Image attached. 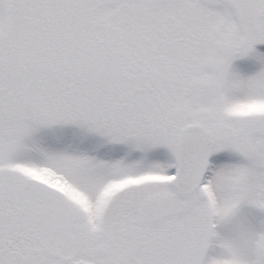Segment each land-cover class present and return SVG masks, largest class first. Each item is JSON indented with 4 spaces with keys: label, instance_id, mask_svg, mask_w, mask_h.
<instances>
[{
    "label": "snow or ice",
    "instance_id": "obj_1",
    "mask_svg": "<svg viewBox=\"0 0 264 264\" xmlns=\"http://www.w3.org/2000/svg\"><path fill=\"white\" fill-rule=\"evenodd\" d=\"M258 44L264 0H0V264H264V229L215 231L264 211ZM58 126L141 155L29 143Z\"/></svg>",
    "mask_w": 264,
    "mask_h": 264
},
{
    "label": "rangeland",
    "instance_id": "obj_2",
    "mask_svg": "<svg viewBox=\"0 0 264 264\" xmlns=\"http://www.w3.org/2000/svg\"><path fill=\"white\" fill-rule=\"evenodd\" d=\"M254 47L255 52L264 54V44H258ZM255 52L246 57L233 60L230 71L245 78L258 72L262 65L256 58ZM29 143H35L40 148L49 151L86 153L95 156L97 159L108 161L125 157L126 153H128L127 160H135L141 155L139 152L131 151L125 145H107L101 137L88 134L83 129L75 126H58L54 131L40 129L34 133ZM164 152V149L153 150L149 153V159H153ZM213 159L224 163H234L240 160L238 156L231 153H223L214 156ZM241 225L255 231L264 229V211L250 205H241L232 221L217 225L215 231L221 236L230 237ZM221 254L222 250L215 246L208 251V256L211 257Z\"/></svg>",
    "mask_w": 264,
    "mask_h": 264
},
{
    "label": "clouds",
    "instance_id": "obj_3",
    "mask_svg": "<svg viewBox=\"0 0 264 264\" xmlns=\"http://www.w3.org/2000/svg\"><path fill=\"white\" fill-rule=\"evenodd\" d=\"M257 110H259V109H257ZM232 221V220H231ZM231 221H225L224 223L226 224V223H229V222H231Z\"/></svg>",
    "mask_w": 264,
    "mask_h": 264
}]
</instances>
